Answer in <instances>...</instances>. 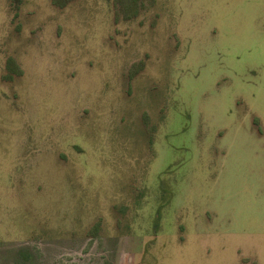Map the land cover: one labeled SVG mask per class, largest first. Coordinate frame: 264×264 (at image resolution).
Masks as SVG:
<instances>
[{
	"label": "rangeland",
	"instance_id": "1",
	"mask_svg": "<svg viewBox=\"0 0 264 264\" xmlns=\"http://www.w3.org/2000/svg\"><path fill=\"white\" fill-rule=\"evenodd\" d=\"M0 264H264V0H0Z\"/></svg>",
	"mask_w": 264,
	"mask_h": 264
}]
</instances>
